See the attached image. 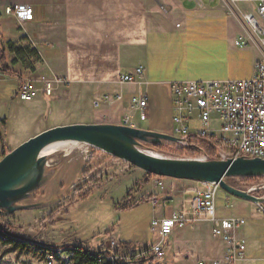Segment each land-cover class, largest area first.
<instances>
[{
	"label": "crops",
	"instance_id": "obj_1",
	"mask_svg": "<svg viewBox=\"0 0 264 264\" xmlns=\"http://www.w3.org/2000/svg\"><path fill=\"white\" fill-rule=\"evenodd\" d=\"M205 3L200 7L189 0H0V31L6 49L10 41L18 48L37 53L33 67L19 72L23 80L32 79L38 88L36 97L28 101L36 111L35 117L44 115L43 106L47 104L49 113L44 119L57 122L44 130L72 123L121 124L130 115L138 128L167 133L174 114L171 84L208 80L192 77L190 52L222 54L230 62L241 61L244 55L250 61V76L262 55L259 37L242 16L243 12L253 10L251 4L232 7L230 15L219 2L205 0ZM20 4L32 6L33 19L19 22L6 13L7 7ZM206 36L211 39L208 45L203 40ZM19 63H11L10 67L17 68ZM138 67L144 69L138 82H120L123 74L135 73ZM51 76L65 77L70 84L57 86L54 94L47 96L41 89ZM107 93L121 94L123 99L95 106L94 102ZM132 95L148 97L144 117L139 111L132 113L129 106ZM191 197L192 191L184 193L180 200L169 196L165 209L152 206L160 211L153 218L170 215ZM250 211L259 223L239 231L246 239L247 249L245 259L238 264H264V212ZM220 215L244 217L232 213ZM190 226L182 238L177 235L184 229L173 232L166 255L180 245L186 251L181 252L182 256L201 253L197 264L201 259L222 256L223 243L212 232L214 240L205 235L204 223ZM191 241L199 245L195 252L189 253Z\"/></svg>",
	"mask_w": 264,
	"mask_h": 264
},
{
	"label": "rangeland",
	"instance_id": "obj_2",
	"mask_svg": "<svg viewBox=\"0 0 264 264\" xmlns=\"http://www.w3.org/2000/svg\"><path fill=\"white\" fill-rule=\"evenodd\" d=\"M203 40L205 45L211 42L208 36ZM4 50L2 56L10 67L11 57L14 59L15 55H10L6 48ZM29 55L22 58L17 68L10 67L11 70L20 73L19 70L23 68H32L36 60ZM241 59L230 62L222 54L214 55L203 50L195 55L190 52L191 75L196 80L251 77L250 61L244 55ZM5 76L0 78V161L21 143L57 123L53 119H44V115L49 113L47 104L43 106L44 115L35 117L36 111L31 109L30 104L17 98L19 85L24 80L17 76ZM200 126L199 122L191 124L193 129ZM167 134L173 135V124ZM199 147L201 150L190 149L167 140L158 145L143 143L140 146L145 152L172 158H222L206 142H200ZM61 151L56 149L46 156L48 177L29 196L16 203L24 207L12 213L0 210V227L12 237L5 243L0 242V264H73L72 255L77 247L106 251L113 240L118 244L120 241L134 244L138 250L133 254L151 250L156 241L151 222L154 215H160V211L153 209L150 197L168 200L170 196L180 200L184 193L198 186L195 181L167 177L163 180V186H160L156 183V175L91 147H76L69 155L63 154L67 151ZM226 181L264 198V176L254 180L229 177ZM88 193L91 194L84 199ZM217 206L219 214L244 216L246 227L259 223L250 209L260 211V205L234 197L222 188L217 193ZM207 223L204 222L205 235L211 236V228ZM188 229L186 227L179 232L177 238H182ZM191 243L189 253L195 252L199 245L197 241ZM184 248L174 246L161 263L197 264L201 253L182 256L181 252H186Z\"/></svg>",
	"mask_w": 264,
	"mask_h": 264
},
{
	"label": "built area",
	"instance_id": "obj_3",
	"mask_svg": "<svg viewBox=\"0 0 264 264\" xmlns=\"http://www.w3.org/2000/svg\"><path fill=\"white\" fill-rule=\"evenodd\" d=\"M189 1L200 7L206 4L205 0ZM207 1L219 2L226 7L230 15L233 14L232 7H239L243 3L251 4L253 10L243 12L242 16L251 31L259 37L262 55L254 64L253 75L245 79L173 82L171 84L174 110L173 135L179 138V141L173 143L201 150L199 143L206 142L222 157L221 159L240 156L264 159V0ZM6 13L20 22L31 20L34 16L32 6L27 4L9 6L6 8ZM143 73V67H138L135 73L123 74L120 82L136 83ZM69 84V79L65 77L51 76L44 81L41 90L43 94L52 96L57 86ZM37 92L35 82L26 79L19 85L17 98L21 101H32ZM122 99L121 94L107 93L101 100L95 101L94 105L100 106L101 102L114 104ZM147 105L146 95H132L129 98L132 113L139 111L141 117L145 116ZM193 122H199L201 126L193 129L191 127ZM121 124L136 127L130 115H126ZM80 144L87 149L91 147L104 152L92 145ZM203 157L201 159H207ZM163 180L164 178L158 177L156 183L163 186ZM196 183L198 186L192 189V197L182 208L174 210L170 215L152 219L151 230L156 235V241L151 247L152 254L157 260L164 259L169 237L175 230L208 222L211 224L213 237L223 243L224 250L221 257L211 260L201 259L198 264H238L246 256L247 242L239 235V231L246 224V219L219 214L217 206L219 184ZM149 201L154 208L164 209L168 206L167 200H160L156 196L150 197ZM7 237L11 235L0 227V239L7 240ZM117 249L118 243L113 240L108 248L111 251L109 260L126 258L118 253Z\"/></svg>",
	"mask_w": 264,
	"mask_h": 264
},
{
	"label": "water",
	"instance_id": "obj_4",
	"mask_svg": "<svg viewBox=\"0 0 264 264\" xmlns=\"http://www.w3.org/2000/svg\"><path fill=\"white\" fill-rule=\"evenodd\" d=\"M0 78L4 74L0 73ZM177 142L167 133L114 123H72L46 129L21 143L0 161V210L10 213L24 207L16 203L47 179V157L42 150L56 142L85 143L125 160L148 173L195 182L217 183L230 195L255 202L264 211V198L237 188L229 177L264 176V159L240 156L226 159L172 158L145 152L143 143Z\"/></svg>",
	"mask_w": 264,
	"mask_h": 264
},
{
	"label": "trees",
	"instance_id": "obj_5",
	"mask_svg": "<svg viewBox=\"0 0 264 264\" xmlns=\"http://www.w3.org/2000/svg\"><path fill=\"white\" fill-rule=\"evenodd\" d=\"M7 50L15 55V58L12 60L13 64H18L24 56H26L28 53L29 56L37 58V53L35 51H32L28 48H18L16 47L12 42H7L6 44ZM5 45L3 43V37L0 31V73L4 75H12L17 76L18 78L22 79V75L16 71L11 70V68L6 63L4 56L2 54L4 53ZM152 144V143H151ZM155 145V144H153ZM248 180H254L259 177H245ZM89 194L88 193L84 196V199H86ZM12 240V237H7V240H1L0 242L5 243L6 241ZM118 247V253H120L122 256L126 254L129 256H126V258L117 259L115 261L109 260L108 256L111 255V251H94L87 248L77 247L73 251L72 255V261L73 264H162V260L155 259L154 255L152 254L151 250H146L143 253L140 254H133L135 251L138 250L134 244L128 243V242H119ZM123 252V253H122ZM163 264H168L167 261Z\"/></svg>",
	"mask_w": 264,
	"mask_h": 264
},
{
	"label": "bare ground",
	"instance_id": "obj_6",
	"mask_svg": "<svg viewBox=\"0 0 264 264\" xmlns=\"http://www.w3.org/2000/svg\"><path fill=\"white\" fill-rule=\"evenodd\" d=\"M82 146V144H80L79 142H73V141H66V142H56V143H52L48 146H46L43 150H42V153L41 155H45L47 156L49 153L51 152H54L56 149H62L61 152H66V153H63L64 155H69L70 153L73 152L74 148L76 147H80ZM68 153V154H67ZM157 176V175H156ZM157 177H162V178H166V177H163V176H157ZM168 178V177H167ZM236 187V186H235ZM221 188V187H220ZM238 188V187H237ZM178 230V229H177ZM173 234V233H172ZM171 234V235H172ZM170 235V236H171ZM118 247H119V244H118ZM118 251V249H117Z\"/></svg>",
	"mask_w": 264,
	"mask_h": 264
}]
</instances>
